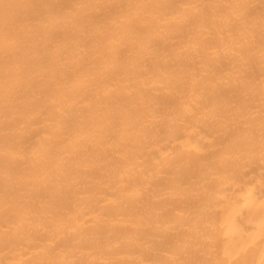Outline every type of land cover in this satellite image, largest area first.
I'll use <instances>...</instances> for the list:
<instances>
[{
    "label": "bare ground",
    "instance_id": "obj_1",
    "mask_svg": "<svg viewBox=\"0 0 264 264\" xmlns=\"http://www.w3.org/2000/svg\"><path fill=\"white\" fill-rule=\"evenodd\" d=\"M0 264H264V0H0Z\"/></svg>",
    "mask_w": 264,
    "mask_h": 264
}]
</instances>
